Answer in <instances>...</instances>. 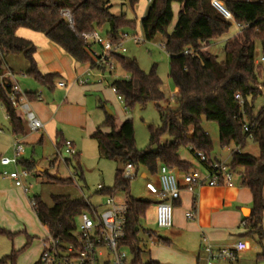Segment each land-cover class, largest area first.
<instances>
[{"label": "trees", "instance_id": "trees-1", "mask_svg": "<svg viewBox=\"0 0 264 264\" xmlns=\"http://www.w3.org/2000/svg\"><path fill=\"white\" fill-rule=\"evenodd\" d=\"M111 0H0V68L9 56H22L29 68L26 76L40 86L53 88L54 74L43 75L35 60L36 47L31 41L18 36L26 30L41 34L51 43L69 54L78 64H90L97 68L92 57L91 46L86 39L94 32L104 31L106 39L118 43L128 30H135L136 21L125 14L111 12ZM134 9L140 0H123ZM213 0H150L146 16L140 26L147 42L160 37L169 57V79L178 93L173 97L175 109H162L160 103L166 101L162 91V81L154 68L144 72L136 60L115 54L113 59L126 73V78L112 81L111 87L122 100L125 109L135 106L145 107L154 103L161 112L162 126L149 127V146L144 151L136 147L133 121L128 119L119 127L113 116L107 117L92 134L102 158L119 164L114 187L105 188L106 196L125 194L128 210L125 216L124 237L121 246L135 256L134 264H141L139 248L140 228L153 202L136 199L130 195V180L123 179L124 168L132 165L136 170L143 168L151 176H156L159 168H177L183 172L193 170V165L180 157L182 148L193 155L200 151L210 160L213 142L202 127L203 121L218 125L220 147L231 149L229 167L241 179L244 187L252 195V214L245 219L250 232L262 235L264 216V107L254 113V101L261 94V79L264 77V61L256 63L255 47L259 42L264 60V0H215L231 15L227 20L212 4ZM180 5L174 29L169 33L174 20L173 4ZM68 11L72 17L70 24L64 16ZM232 24L247 26L224 45L225 60L220 61L212 53L204 52L215 40L226 36ZM127 34V33H126ZM185 51L191 54H185ZM264 86V85H263ZM30 102L39 99L38 93H24ZM241 99L236 100L235 96ZM0 103L15 137L26 136L25 120L12 106L7 94L0 88ZM245 126L248 131H245ZM109 128V134L103 132ZM172 138L163 142L164 136ZM248 141L257 145V157L246 152ZM65 140H59L57 148H64ZM77 165L74 171L79 180L84 181L78 163L79 154L74 157ZM56 158L52 165L56 164ZM20 166L30 174L35 172V163L20 160ZM70 164L71 160H67ZM41 176V175H38ZM46 184L61 187L74 186L75 179H56L45 173ZM31 203L39 223L56 239L69 241L76 229L79 216L89 211L88 201L83 197L52 195L51 205L39 196ZM149 232V231H148ZM25 234L27 243L21 250H12L4 257L2 264H15L21 252L28 248L31 237L25 232L11 233L0 226V235L14 239ZM148 264H159L150 261Z\"/></svg>", "mask_w": 264, "mask_h": 264}, {"label": "crops", "instance_id": "crops-1", "mask_svg": "<svg viewBox=\"0 0 264 264\" xmlns=\"http://www.w3.org/2000/svg\"><path fill=\"white\" fill-rule=\"evenodd\" d=\"M144 17H142V19ZM18 36L31 41L36 47L35 60L39 71L43 75L54 74L58 77L54 80L53 88L43 87L32 78L26 76L29 65L22 56H9L4 59V68L14 71L18 74V77L24 76L25 79L21 82L17 79L21 90L22 83H24V85H26L25 87L28 89V91H24L23 93L39 94L38 100L33 102L29 101V103L44 125L43 134L37 136L33 135V137L28 131L27 126H25L27 132L26 136L15 137L11 132L15 138L14 144L20 141L23 145H41L45 138H48L60 155L64 151V148L59 150L57 148V143L59 140H65L73 143L76 152L80 156L75 138L73 135L69 134L68 130L72 127L78 128L89 131L90 136H92L96 129L104 123L107 117L99 115V118L90 121L88 114V107L90 104L99 103L103 104L104 108H106L107 104H111L112 100L114 102L120 99L111 87L112 82H108L106 84L107 87L102 85L103 82H106L104 78L107 70L100 71L97 68H92L90 64H78L69 54L51 43L41 34L21 30ZM228 40L229 38L221 42L226 43ZM218 42H220L219 39L213 41L211 45ZM256 63L259 62L256 61ZM79 79L88 80V83L84 86L79 85ZM59 83H65L67 87H59ZM109 90L114 92L115 99L111 98ZM177 93L178 90L175 89L172 99ZM120 103L123 104L121 99ZM111 116L113 115L110 114L108 117ZM11 152L13 154V146ZM215 158L221 159L218 157ZM181 159L192 164L193 169H202V165L197 160H184L182 157ZM23 160L33 161L36 165L35 172H37L38 175L47 173L46 170H42L38 167L31 154L28 156L24 153ZM66 165L69 166L70 164ZM4 170L12 171L14 167H3L0 165V226L11 233H19L22 231V225H24V232L28 235L30 230L26 227L29 222L31 223V221H33L31 212H34L31 204L32 197L29 196L30 192L25 193L22 188L16 187L11 180L3 178L2 172ZM135 170L136 169H134V171ZM136 172L137 170L135 174ZM56 175V179L62 178L58 173H56ZM147 176L155 179L154 182L147 183V191L155 199L151 208H153V222L156 226L155 213L158 203L157 193L159 191V177L158 174L156 176H151L145 170L143 177L146 178ZM96 194L102 197L100 193H98V190ZM252 208L253 202L251 192L242 185L241 179L237 176L233 187L205 186L196 189L193 193L182 191L180 199L175 203L173 227L165 231V239H161L160 241V243L167 246V248L163 247V251L166 253L168 252L167 254L170 255V258H173L172 260L177 259V264H204L205 254L202 244V238L204 236L207 237L213 246L218 248L230 247L238 241H244L247 248L239 255L237 260L230 263H222L242 264L251 249L247 240L249 238L254 240L258 238L253 232H250L248 223L245 220L251 216ZM246 211H248V213H246ZM192 212L195 214V218L193 220H188L186 214ZM243 224H245V226H243ZM261 228L262 235H259L260 244L264 245V216ZM198 244H200L199 248ZM39 248V253L36 255L33 264H37L39 260L42 252V244ZM259 256H263L264 258V253ZM155 261L161 264L159 260Z\"/></svg>", "mask_w": 264, "mask_h": 264}, {"label": "rangeland", "instance_id": "rangeland-1", "mask_svg": "<svg viewBox=\"0 0 264 264\" xmlns=\"http://www.w3.org/2000/svg\"><path fill=\"white\" fill-rule=\"evenodd\" d=\"M107 1V0H104ZM111 12L114 15L125 14L129 20L136 21L137 27L135 30H128L126 33L132 37L138 35L142 42L140 44L134 43L132 40L124 42V47L126 53L122 56L136 60L139 67L146 73L150 72L154 68L156 73L162 81V91L166 96V101L159 104V107L162 109L170 108L175 109V103L172 100V96L175 93V86L172 81L169 79V57L163 48V43L160 37H157L151 42H147L144 38L140 21L142 17L145 16L148 8V0H140L134 9H131L123 0H111ZM180 10V5L174 3L173 12L174 20L169 28V33L174 29L178 18V12ZM104 31H101L102 37L105 38ZM239 33L238 27L236 24H232V27L229 33L223 38L219 39L220 42L214 43L209 47H205L204 52H209L218 57L220 61L225 60L224 54V42H221L225 39H230ZM255 58L256 61L260 62L262 59V52L260 43H256L255 47ZM93 50L95 52H100L102 50L101 45H93ZM114 69L111 71L107 69L105 72V80L103 86L107 87L108 82H112L117 79L126 78V73L118 66L116 61L113 59ZM17 79L20 82L25 79L24 76H19ZM261 88H264V77L261 79ZM22 90L28 91L24 83L21 84ZM110 91V90H109ZM259 94L254 101V113L258 114L261 108L264 107V90ZM112 99H115L114 92L110 91ZM123 103V102H122ZM158 106L154 103H149L145 107L135 106L131 110L125 109L124 105L120 103V99L117 101H111V104H107L104 108L103 104L92 103L88 107L89 109V118L91 120H96L99 118V115L102 117H108L110 114L113 115L115 119L116 126H120L124 121L130 119L133 121L134 130H135V141L136 147L139 151H144L149 146V127L152 126L155 129H159L162 126L161 122V112ZM33 110V109H32ZM34 111V110H33ZM18 114L24 118L21 110L17 109ZM89 127V125H88ZM202 127L210 135L213 142V151L212 156L223 159L224 161H229L231 157V149L221 148L219 144V132L218 125L213 122L203 121ZM90 128V127H89ZM88 128V129H89ZM69 134L73 135L77 145V150L80 153L79 165L82 169L84 175V181L75 179L74 186L72 187H61L57 185L46 184L48 178L44 175L38 176L37 172H32L30 177L26 179L27 184H31L30 188V197L39 196L47 204L51 205V196L52 195H70L73 198L77 197H90L89 201L91 204L99 206L103 198L96 194L98 186L101 185L107 189H112L114 187V179L116 170L119 168V164L113 161H109L105 158H102L98 152V146L95 140H93L89 134V131L81 130L78 128H70ZM103 132L109 134L111 130L109 128H104ZM43 130L38 133H30L33 135H42ZM29 135V134H28ZM71 137V136H70ZM72 138V137H71ZM15 138L11 134L10 124L6 118L5 110L0 103V156L1 157H12V146L14 145ZM162 141L171 142L172 138L169 136H164ZM25 153L30 156L32 155L33 160L36 162L38 167L42 170H46L49 176L56 177V173L60 175L63 179L71 178L75 173L74 167L77 165V162L72 157H68L64 151L60 156L53 146L52 142L45 138L43 144H25L23 145ZM246 152L252 156L257 157L259 155V150L256 144L252 141H248ZM34 150V153H33ZM180 156L184 160L196 161L188 149L182 148L179 152ZM58 159V162L55 165H52V162L55 159ZM71 160L69 166L66 165V160ZM136 171V170H135ZM145 170L139 168L136 172V175L130 179L129 182V191L130 195L136 199H146L150 200L153 203L155 199L147 191V183L154 182L155 179L147 176L143 177ZM116 197L125 201L124 193H117ZM32 211V210H31ZM99 211H102L99 208ZM33 215V221L27 225L30 233L28 235L31 237V243L27 249L20 253L15 264H33L36 258V255L39 253V246L42 244V240L48 237V230L43 227L37 220L34 212H31ZM22 231L24 232L25 226L22 225ZM149 231V232H148ZM165 231L158 229L153 222V208L147 212L146 219L142 223L140 228V250H141V264H148L150 261L159 260L161 264H177V259L172 260L170 255L163 251V247L167 248L166 245L160 243L161 239H165ZM258 238L251 239L247 241L251 247L250 253L247 255L246 259L242 264H264L263 256H259L264 253V245L260 244L259 234L254 233ZM154 241V242H153ZM27 243L25 234H18L15 238L9 239L5 235H0V264L4 257L11 254L12 250H21ZM41 243V244H40ZM200 244H198V248ZM128 254V260L133 262L135 256L130 252L129 249H125ZM4 264H11L9 261ZM235 264V263H234Z\"/></svg>", "mask_w": 264, "mask_h": 264}, {"label": "built area", "instance_id": "built-area-1", "mask_svg": "<svg viewBox=\"0 0 264 264\" xmlns=\"http://www.w3.org/2000/svg\"><path fill=\"white\" fill-rule=\"evenodd\" d=\"M150 2V0H149ZM213 6L229 21H233L231 15L217 1H212ZM67 21L72 24V17L68 11L64 12ZM239 31L247 26L236 24ZM91 46L92 57L97 69L113 70V57L115 54L126 53L124 42L132 40L140 44L142 39L136 35L130 37L123 34L121 40L113 44L108 39L103 38L98 32H94L86 37ZM99 44L102 47L100 52L93 50V45ZM185 54H191L185 51ZM264 60L261 59L260 62ZM18 74L7 68H0V88L7 94L12 106L21 110L27 129L30 133H38L43 130L44 125L27 100L17 82ZM88 80L79 79V85H86ZM59 87L66 88L65 83H59ZM240 100V95L235 96ZM7 118V117H6ZM245 131L248 127L245 126ZM64 153L72 158L77 152L72 142L66 141ZM25 153L22 142L17 141L13 145L12 157H1L0 165L3 167H14V170H4L2 177L11 180L16 187L22 188L25 193L30 192L31 184L26 183L30 173L20 166V160ZM62 154H60L61 156ZM201 165L202 169H193L190 172H183L177 168H168L162 165L159 168V191L157 193L158 203L156 205L155 224L158 229L170 230L174 223L175 203L180 199L182 191L195 192L202 187H233L236 174L229 167L228 161L221 159L210 160L200 151H195L192 155ZM132 165L124 168L123 179L130 180L135 176ZM77 174L72 175L76 179ZM104 187L98 186V193L103 198L99 206L89 203L88 197H83L88 201L89 211L82 213L77 222L75 231L69 241L54 238L50 233L42 240V252L37 264H134L128 260V254L121 246L124 237L125 216L128 210L125 201L118 199L116 195H102ZM32 206L34 205L31 203ZM99 208L102 211H99ZM188 220H193L195 214H186ZM245 226V224H243ZM203 252L205 254L204 264H222L237 260L243 253L247 245L244 241H238L230 247H215L207 237L202 238Z\"/></svg>", "mask_w": 264, "mask_h": 264}, {"label": "bare ground", "instance_id": "bare-ground-1", "mask_svg": "<svg viewBox=\"0 0 264 264\" xmlns=\"http://www.w3.org/2000/svg\"><path fill=\"white\" fill-rule=\"evenodd\" d=\"M246 213H248V211H246Z\"/></svg>", "mask_w": 264, "mask_h": 264}]
</instances>
